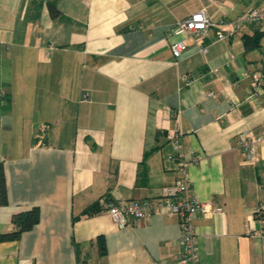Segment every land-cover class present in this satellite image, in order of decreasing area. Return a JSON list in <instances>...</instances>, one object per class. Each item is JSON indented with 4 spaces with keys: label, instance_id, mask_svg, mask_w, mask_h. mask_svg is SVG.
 I'll return each instance as SVG.
<instances>
[{
    "label": "crops",
    "instance_id": "crops-1",
    "mask_svg": "<svg viewBox=\"0 0 264 264\" xmlns=\"http://www.w3.org/2000/svg\"><path fill=\"white\" fill-rule=\"evenodd\" d=\"M258 6L264 0H0L9 199L0 233L16 230L15 213L41 212L34 228L0 241V264H183L179 215L130 217L125 228L107 210L74 220L104 195L152 200L175 185V133L199 157L192 191L224 209L194 217L199 264H264V148L249 160L237 140L264 132V22L223 40L211 28L204 53L174 34L200 9L220 23ZM177 40L188 46L180 59Z\"/></svg>",
    "mask_w": 264,
    "mask_h": 264
},
{
    "label": "built area",
    "instance_id": "built-area-1",
    "mask_svg": "<svg viewBox=\"0 0 264 264\" xmlns=\"http://www.w3.org/2000/svg\"><path fill=\"white\" fill-rule=\"evenodd\" d=\"M264 22V6L254 7L250 11L239 15L233 20L216 22L209 17L205 9L193 13L191 16L179 20L174 28V34L185 38H192L199 51L206 52L207 46L202 45L204 38L213 27H219L217 38L219 40L233 36L245 25ZM170 48L177 59H180L188 50L185 40H177L171 43ZM256 86L259 78L255 80ZM177 151L178 182L166 188L161 197L152 200H137L126 203H106V210L110 212L113 219L120 228L129 225L130 217L138 221L150 218L155 213H170L181 217L182 234L179 243L182 246L183 264H199V253L197 247V236L194 226V217L198 214H218L223 212V207L216 206L210 201L200 200L192 191L190 179V166L198 163V156H189L182 145L181 135L175 133L171 137ZM238 146L245 152L249 160L256 158V146L264 148V132L258 137L251 138L247 132L237 137ZM257 214L264 218V205L258 208Z\"/></svg>",
    "mask_w": 264,
    "mask_h": 264
},
{
    "label": "trees",
    "instance_id": "trees-1",
    "mask_svg": "<svg viewBox=\"0 0 264 264\" xmlns=\"http://www.w3.org/2000/svg\"><path fill=\"white\" fill-rule=\"evenodd\" d=\"M50 6L53 17L57 18L60 15L59 9L54 5ZM252 39L256 40L254 46H257V44L259 43V37H252ZM8 200V185L4 162L0 161V206L7 205ZM105 202L116 203L112 198L104 195L102 198L89 205L80 215L75 216L74 220L80 218L83 215L90 216L101 212L102 210H106L107 207L105 205ZM40 218L41 212L40 208L37 206H33L31 209H28L26 211L15 213L12 217V221L16 225V230L13 232L0 233V241L18 238L23 232L29 231L34 228L40 222ZM99 249L100 254L105 255L107 253L103 237L99 238Z\"/></svg>",
    "mask_w": 264,
    "mask_h": 264
}]
</instances>
